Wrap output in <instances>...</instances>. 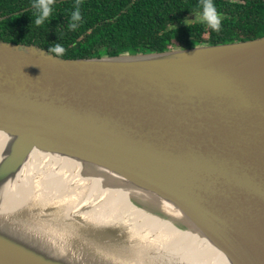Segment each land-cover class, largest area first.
Here are the masks:
<instances>
[{"label": "water", "instance_id": "95a60500", "mask_svg": "<svg viewBox=\"0 0 264 264\" xmlns=\"http://www.w3.org/2000/svg\"><path fill=\"white\" fill-rule=\"evenodd\" d=\"M0 41V191L35 151L114 174L136 209L191 228L229 264H264V37L64 59ZM115 186V184H113ZM151 195V199L147 197ZM28 209V218L48 219ZM0 230V264H119L108 240L33 244ZM57 219V218H50ZM91 229L90 227L86 226ZM92 230V229H91ZM133 234L117 229L110 245Z\"/></svg>", "mask_w": 264, "mask_h": 264}, {"label": "bare ground", "instance_id": "6f19581e", "mask_svg": "<svg viewBox=\"0 0 264 264\" xmlns=\"http://www.w3.org/2000/svg\"><path fill=\"white\" fill-rule=\"evenodd\" d=\"M3 138L0 133V141ZM126 187L125 181L103 168L35 150L17 178L6 181L0 191V230L25 216L9 235L29 244L33 242L21 235V227L32 237L54 243L68 242V231L82 230L94 232L98 242L108 240L98 251L119 264H229L196 230L179 231L157 215L138 211L129 201L138 190L127 194ZM46 208V220L27 217L28 209L41 214ZM122 228L132 238L110 245Z\"/></svg>", "mask_w": 264, "mask_h": 264}, {"label": "trees", "instance_id": "16d2710c", "mask_svg": "<svg viewBox=\"0 0 264 264\" xmlns=\"http://www.w3.org/2000/svg\"><path fill=\"white\" fill-rule=\"evenodd\" d=\"M18 1L0 0V16L30 5V0ZM212 3L222 17L219 31L196 20L201 0H80L81 21L70 30L76 0H53L52 12L40 26L33 24L38 15L35 9L24 12L21 21L13 16L0 20V41L36 45L46 51L59 43L65 48L60 58L82 59L146 55L173 47L184 50L264 37V0ZM13 21L17 24H11Z\"/></svg>", "mask_w": 264, "mask_h": 264}, {"label": "clouds", "instance_id": "9594fccd", "mask_svg": "<svg viewBox=\"0 0 264 264\" xmlns=\"http://www.w3.org/2000/svg\"><path fill=\"white\" fill-rule=\"evenodd\" d=\"M53 0H33L32 7L37 11L38 15L33 19V24L40 26L51 14ZM201 12L196 14V20H200L207 24L213 31H219L221 27V15L217 13L215 5L212 0H201ZM71 23H69L68 28L74 30L78 27L81 21L80 12V0H76L74 11L71 12L70 16ZM187 25L189 21H184ZM65 48L57 43L51 46L48 53H51L52 58H60L64 55Z\"/></svg>", "mask_w": 264, "mask_h": 264}, {"label": "flooded vegetation", "instance_id": "af4514ba", "mask_svg": "<svg viewBox=\"0 0 264 264\" xmlns=\"http://www.w3.org/2000/svg\"><path fill=\"white\" fill-rule=\"evenodd\" d=\"M238 2L240 3H245V0H237ZM18 0H17V4H18ZM32 3H33V0H30V5L28 7H23V8H17V10H13V13L12 14H9V15H3V16H0V20H4V19H9L10 17L13 16V18H18V21H21V17H22V14L26 11H31L33 10L34 8L32 7ZM16 4L15 7H18ZM11 9H12V6H11ZM10 9V10H11ZM3 9L0 10V13H2ZM3 14V13H2ZM192 18H194V16H192ZM11 24H17L15 23V21H13ZM10 35L13 37V40H15V36H14V33L12 32V30L9 32ZM236 43V42H235ZM174 45H177V42L176 41H173ZM232 44V43H231ZM19 45H22V46H26V45H23V44H19ZM29 46H32V45H29ZM36 46V45H34ZM38 47V46H37ZM199 47H202V46H199ZM40 48V47H39ZM175 49H177L176 47H173ZM196 48V47H195ZM42 49V48H41ZM44 50V49H43ZM185 50V49H184ZM46 51V50H45ZM48 53V51H46ZM51 54V53H50Z\"/></svg>", "mask_w": 264, "mask_h": 264}, {"label": "rangeland", "instance_id": "374dc122", "mask_svg": "<svg viewBox=\"0 0 264 264\" xmlns=\"http://www.w3.org/2000/svg\"><path fill=\"white\" fill-rule=\"evenodd\" d=\"M172 50H177V49L173 48Z\"/></svg>", "mask_w": 264, "mask_h": 264}]
</instances>
